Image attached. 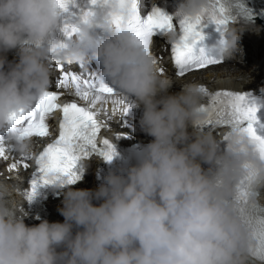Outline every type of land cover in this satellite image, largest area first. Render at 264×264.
<instances>
[{
  "label": "clouds",
  "instance_id": "obj_1",
  "mask_svg": "<svg viewBox=\"0 0 264 264\" xmlns=\"http://www.w3.org/2000/svg\"><path fill=\"white\" fill-rule=\"evenodd\" d=\"M209 6L178 0L176 13L195 17ZM57 11L54 0H0V134L22 155H32V141L18 138L9 117L27 113L51 87L46 42L60 25ZM245 32L228 26L216 52L242 51ZM56 54L71 64L94 60L99 76L142 109L139 128L152 140L137 164L109 172L96 189L65 184L62 223L26 225L18 186L0 180V264H250L253 242L235 197L254 172L249 200L264 207V160L236 133L224 142L226 135L221 141L196 127L207 119L202 86L187 82L171 92L174 82L156 58L126 24L113 27L105 8L78 24Z\"/></svg>",
  "mask_w": 264,
  "mask_h": 264
},
{
  "label": "snow or ice",
  "instance_id": "obj_2",
  "mask_svg": "<svg viewBox=\"0 0 264 264\" xmlns=\"http://www.w3.org/2000/svg\"><path fill=\"white\" fill-rule=\"evenodd\" d=\"M60 25L46 42L49 61L54 63L63 75L57 80V88L67 89L69 84L78 100L61 104V93L45 92L36 104L25 113H12L9 117L18 138H45L50 135L49 118L55 112L62 113L59 123V135L48 143L36 157L37 171L31 178L30 190L25 192L26 200L31 203L42 186L64 187L74 185L82 179V161L91 154H98L107 163L118 155L116 146L107 139L98 146L97 136L106 123L100 120V111L104 110V101L116 97L118 103L125 105L124 115L135 108L130 98L121 97L118 91L106 83L99 75L90 74L88 79L79 73L69 72L64 62L57 56V49L71 40L78 31V24L86 23L101 8L107 9L111 25L119 29L126 24L139 46L150 52L154 38H172L170 44L176 75L203 69L222 62L216 52L209 54L203 42L206 39L204 29L215 26L219 33L218 45L223 44V34L230 23L243 20L254 22L257 16H264V11L256 13L246 0H209V8L195 17L169 15L159 7L143 13L140 0H54ZM114 6V7H110ZM63 37V39H60ZM71 64V63H68ZM83 67V65L81 66ZM163 74L164 69H160ZM201 92L208 98L209 105L203 106L207 119L196 127L199 130H212L227 127L229 135L236 133L244 137L253 146L258 158L264 160V120L260 113L264 110V94L257 97L253 93L218 91L209 93L202 86ZM87 103H84V102ZM114 102V103H115ZM99 110V111H98ZM120 137L118 136L117 139ZM8 137L0 134V158L7 159L6 142ZM229 136L224 137L227 142ZM17 167V162L10 170ZM27 168V163L24 164ZM255 173L249 172L240 182L235 201L242 223L247 228L253 244L250 253L264 264V208L252 205L249 200L250 186ZM22 211V210H21Z\"/></svg>",
  "mask_w": 264,
  "mask_h": 264
},
{
  "label": "bare ground",
  "instance_id": "obj_3",
  "mask_svg": "<svg viewBox=\"0 0 264 264\" xmlns=\"http://www.w3.org/2000/svg\"><path fill=\"white\" fill-rule=\"evenodd\" d=\"M240 44H242L245 47V49H248V48L251 47V45H250L248 40L247 41H243ZM238 68H239V66H238ZM245 73H246V70L241 69V70H238V72L235 74V80H233V78H228V77H226L224 79L226 81H230L231 83L236 84V85L242 84L246 80V76H243ZM84 188L91 189V187L89 185H87V184H82V185L78 186V189H84ZM60 218H62V219L61 220L59 219L58 222L62 223L63 222V217L61 215H60Z\"/></svg>",
  "mask_w": 264,
  "mask_h": 264
}]
</instances>
